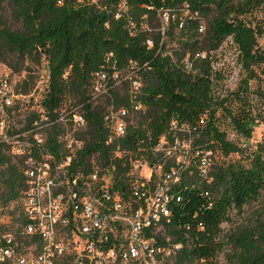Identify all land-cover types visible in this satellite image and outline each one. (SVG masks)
I'll use <instances>...</instances> for the list:
<instances>
[{
    "label": "trees",
    "instance_id": "obj_1",
    "mask_svg": "<svg viewBox=\"0 0 264 264\" xmlns=\"http://www.w3.org/2000/svg\"><path fill=\"white\" fill-rule=\"evenodd\" d=\"M262 7L264 0H0V62L24 72L16 91L34 90L32 66L45 59V112L54 118L67 101L80 106L86 127L74 171L89 170L92 157L114 165L113 187L123 190L130 156L162 174L176 169L163 234L148 233L180 243L168 264H264V129L249 142L255 126L264 128V25L254 21ZM227 38L241 70L233 87L220 83L214 65ZM101 72L104 106L90 94ZM111 105L126 108L130 122L109 140L103 117ZM62 130L46 129L45 146L56 156ZM116 148L125 152L115 156ZM24 187L22 158L0 156V205L18 221Z\"/></svg>",
    "mask_w": 264,
    "mask_h": 264
},
{
    "label": "built area",
    "instance_id": "obj_2",
    "mask_svg": "<svg viewBox=\"0 0 264 264\" xmlns=\"http://www.w3.org/2000/svg\"><path fill=\"white\" fill-rule=\"evenodd\" d=\"M106 79L104 72L97 74L93 96L106 92ZM15 83L7 75L0 78V156L22 158L25 187L17 202L20 221L0 205V264H168L180 243L162 244L148 233L163 234L170 213L167 189L176 169L162 174L160 166L130 156L123 190L113 187L114 165L103 166L92 157L89 170L74 171L86 127L80 106L62 107L50 118L39 94L34 100L35 88L19 93ZM131 84L136 89L139 82ZM129 122L126 108L109 106L103 117L109 140L124 135ZM55 123L63 127L57 156L45 146L46 129ZM163 143L161 137L156 149ZM124 152L116 148L114 155ZM207 165L202 156L201 175ZM71 235L80 246L68 251L65 238Z\"/></svg>",
    "mask_w": 264,
    "mask_h": 264
},
{
    "label": "rangeland",
    "instance_id": "obj_3",
    "mask_svg": "<svg viewBox=\"0 0 264 264\" xmlns=\"http://www.w3.org/2000/svg\"><path fill=\"white\" fill-rule=\"evenodd\" d=\"M2 10H0L1 14ZM162 25L161 28L165 27L167 25V14L166 12L163 13L162 16ZM255 22L259 23L260 25H264V7H262L260 10L255 12ZM258 44L261 47H264V34L260 35L258 37ZM236 54L237 51L235 49V46L232 44L231 39L227 38L223 41L221 47L216 52L215 62L214 65L216 68L222 71L223 78L220 80V83L223 86L227 87H233L241 73L240 67L236 62ZM34 69L33 74L35 76V84H34V100L38 98V94L43 89L45 83H46V76H47V70H46V60L42 59L41 63L39 65L32 66ZM24 72H21L20 74L11 72L10 68L0 62V78L5 77L6 75L10 78H13L17 80L18 78L23 77ZM119 83V81H116ZM91 96L93 94V91L90 92ZM98 96L94 95L93 99L94 102L97 104H100L101 106H104L105 103L102 101L103 99L97 98ZM96 98V99H95ZM70 102H65L63 104V107L68 108ZM71 108V107H70ZM262 124H259L254 127L253 133L251 138L249 139L250 143H255L257 140H259L262 136ZM84 137H87V134L84 135ZM229 137H234V135L230 132ZM94 160H96L94 158ZM65 242L67 244L68 251H71L72 249H75L76 247L80 246V241L77 239L76 235H71L70 237L65 238Z\"/></svg>",
    "mask_w": 264,
    "mask_h": 264
}]
</instances>
